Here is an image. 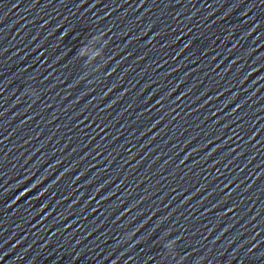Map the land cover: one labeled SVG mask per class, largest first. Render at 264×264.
<instances>
[{"label":"clouds","instance_id":"9594fccd","mask_svg":"<svg viewBox=\"0 0 264 264\" xmlns=\"http://www.w3.org/2000/svg\"><path fill=\"white\" fill-rule=\"evenodd\" d=\"M103 37H104V33L103 32H100L99 34L93 36L91 39H90V42L94 45H99V48L101 50L104 49V47L106 46L107 42L103 40ZM88 44L84 47H82L80 49V52H79V55L80 56H84L85 52L87 51L88 49ZM97 55H100V52H98ZM98 70V68L96 69ZM176 241L175 240H172L168 243V245H165V247L168 249L169 252H172L173 249H174V245H175Z\"/></svg>","mask_w":264,"mask_h":264}]
</instances>
